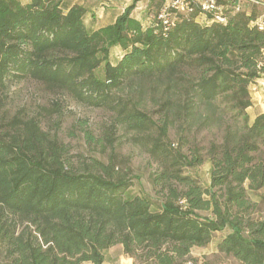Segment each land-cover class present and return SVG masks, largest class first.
Instances as JSON below:
<instances>
[{"label":"trees","instance_id":"1","mask_svg":"<svg viewBox=\"0 0 264 264\" xmlns=\"http://www.w3.org/2000/svg\"><path fill=\"white\" fill-rule=\"evenodd\" d=\"M140 1L90 32L83 6L0 0V89L29 79L112 109L115 127L137 133L158 164L151 180L158 198L131 195L132 178L114 160L73 164L34 117L1 124L0 264H105L104 252L116 245L136 264H191L192 249L227 228L221 252L264 264V218L251 216L248 198V190L264 188V112L253 121L248 112L250 88L264 76V20L230 10L226 23L204 25L198 18L211 16L198 5L190 20L165 31L132 16ZM165 3L152 0L155 16ZM115 46L124 51L117 64L109 60ZM147 81L165 86L158 122L118 96ZM194 127L217 128L221 140L201 149ZM208 160L205 188L184 170Z\"/></svg>","mask_w":264,"mask_h":264},{"label":"rangeland","instance_id":"2","mask_svg":"<svg viewBox=\"0 0 264 264\" xmlns=\"http://www.w3.org/2000/svg\"><path fill=\"white\" fill-rule=\"evenodd\" d=\"M21 1L24 3L27 0ZM142 1L143 4L140 3ZM198 1L205 4L207 0ZM258 1L259 5L242 6L241 12H250V14H256L257 17L262 16L264 0ZM111 2L112 0H90L88 9L84 7L86 10L84 24L88 31L91 32L102 25L109 26L108 23L113 19L112 15H107L108 12L100 14L99 11L107 3L109 5H106V9L113 8ZM133 2L134 0H131L130 3L133 4ZM140 2L138 6H141V9L136 10L135 13L144 18L143 22L148 27L154 22L155 12L151 8L150 0H141ZM218 2L226 5L228 11L233 10L232 3L228 0H218ZM111 12L118 13L117 10ZM198 21L204 25L207 24L205 17L200 16ZM123 54V50L119 46L112 47L110 62L117 64ZM104 73L105 64H102L96 70V75L103 79ZM164 90L165 86L156 84L154 81H147L135 88L121 90L118 92V96L126 97L133 105L138 106L158 122L161 120L160 104ZM250 90L254 106L248 112L251 121H253L258 113L264 112V78L256 86H251ZM21 116L37 118L45 130L57 136L69 150V157L73 164L78 165L89 158L102 161L114 160L123 172H127L132 178V188L129 191L131 195L158 198L156 192L153 191L151 182L154 173L158 170V164L147 149L137 142L136 138L139 136L137 133L124 127H115L116 112L114 110L77 101L65 93H53L33 80H12L7 83L5 88L0 89V125L10 122L14 117ZM177 130V127H174L170 133L171 140L176 144L179 143L181 135V132ZM192 131L191 137H197V145L201 149L207 147L211 141L221 140V131L217 128L203 130L194 127ZM110 134L113 135L110 136ZM110 138H114L112 144ZM184 173L197 177L205 188L211 186L212 163L210 160L197 168L185 169ZM248 198L253 206L250 210L251 216L256 220L264 218V188L258 191L248 190ZM154 203V207L158 209V202L154 201ZM205 215H209V213H205ZM229 233H231L229 228L217 232L214 234L212 242L206 247L193 248L191 264H243L219 250V244ZM104 256L105 264H136L134 259L124 253L122 245L109 248L104 252Z\"/></svg>","mask_w":264,"mask_h":264},{"label":"built area","instance_id":"3","mask_svg":"<svg viewBox=\"0 0 264 264\" xmlns=\"http://www.w3.org/2000/svg\"><path fill=\"white\" fill-rule=\"evenodd\" d=\"M242 1L249 2L252 5L260 4L258 0H239V2L234 0L231 6L235 13L242 11L240 3ZM198 5L202 7L203 11L210 14L211 18L209 19L206 14L203 16L207 23H226L228 8L226 5L219 4L217 0H207L205 4L198 0H166L164 7L158 16H154V22L150 26H160L168 31L174 28L178 22L190 20Z\"/></svg>","mask_w":264,"mask_h":264},{"label":"crops","instance_id":"4","mask_svg":"<svg viewBox=\"0 0 264 264\" xmlns=\"http://www.w3.org/2000/svg\"><path fill=\"white\" fill-rule=\"evenodd\" d=\"M228 1L232 3L234 0H232V1L231 0H228ZM89 2H90V0H64V2H63V8H64L65 11H68L69 9H71L75 5H81V6L85 7L86 9H88V6H89L88 3ZM130 2H131V0H112L111 6L113 8L106 9V7H107L106 5H109L107 3L105 6L101 7L99 13L101 14V13L108 12L107 15H109V14L112 15V18L113 19L110 20V22L108 23V25H112L113 23H115V21L117 20L118 16H120L121 13L124 12L125 9L131 4ZM150 2L152 3V0H150ZM235 2H239V0H235ZM140 3L143 4V1L140 2ZM240 3H241L242 6H245V5L249 6V4H250L249 2H245V1H242ZM142 7H144V6H142ZM139 9H141V6H138L136 8V10H139ZM116 10L118 11V13H116V14H113L111 12V11H116ZM135 11L132 14V16L135 19L139 20L146 27L145 23L143 22V19L144 18L141 17L140 14H136ZM87 14H88V12H87ZM247 14L250 15V12H247ZM113 15H114V17H113ZM101 16H103V15H101ZM263 19H264V14L262 16H260V17L258 16V23L262 22ZM84 20H85V17H84ZM149 26L150 25H148V27ZM103 27H105V25L99 26L98 28H95L93 31H97V30H99V29H101ZM123 53H124V51H123ZM263 78H264V76L261 79H259L258 82H260V80H263ZM258 82L255 85H253V86H256L258 84Z\"/></svg>","mask_w":264,"mask_h":264}]
</instances>
